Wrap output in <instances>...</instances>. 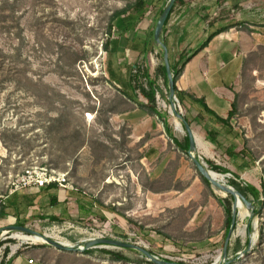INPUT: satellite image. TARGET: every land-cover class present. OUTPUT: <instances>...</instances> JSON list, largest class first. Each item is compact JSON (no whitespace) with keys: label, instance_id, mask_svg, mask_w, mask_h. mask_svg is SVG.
Masks as SVG:
<instances>
[{"label":"rangeland","instance_id":"1","mask_svg":"<svg viewBox=\"0 0 264 264\" xmlns=\"http://www.w3.org/2000/svg\"><path fill=\"white\" fill-rule=\"evenodd\" d=\"M146 1L148 9L157 12L164 3ZM184 1L192 23L208 16L200 26L191 27L186 47L206 38L210 20L218 25L233 18L245 28V23L264 28V0ZM132 2L0 0V195L29 168L66 172L74 188L94 195L109 212L98 211L96 221L87 222L83 229L66 224L51 230L36 224L27 228L69 246L90 238L116 239L179 264H264V205L255 217L243 206L238 209L230 243L237 237L245 243L246 218L251 216L243 249L247 251L236 253L237 258L231 252L223 257L225 214L215 197L227 194L203 183L187 152L177 149L172 140L167 139L166 147L159 150L156 164L149 159L153 136L148 133L141 140L132 136L134 123L125 113L137 109L149 113L129 104L109 80L105 51L106 43L117 34L113 13ZM163 92L164 101L158 99L157 109L182 142L184 129L171 114L164 88ZM237 100L241 103L238 115L248 120L244 129L239 127L247 135L243 142L250 154L248 162L257 168L242 175L255 182L264 201V46L248 55ZM178 110L186 117L182 108ZM214 158V164L231 167L224 153L218 151ZM199 161L207 166L205 160ZM228 174L216 178L227 184L233 178ZM4 223L0 221V228ZM99 249L119 251L128 261H113ZM92 250L91 254L61 251L15 231L0 237V263L5 264L11 256V264L149 261L132 249Z\"/></svg>","mask_w":264,"mask_h":264},{"label":"crops","instance_id":"2","mask_svg":"<svg viewBox=\"0 0 264 264\" xmlns=\"http://www.w3.org/2000/svg\"><path fill=\"white\" fill-rule=\"evenodd\" d=\"M188 10L187 5L178 7L166 28L164 40L168 58L172 63L176 61L177 54L182 50L188 52L205 40L186 47L190 43L188 37L191 27L200 26L198 21L192 23L189 15L185 16V12ZM156 14V8L148 9L145 15L127 30L124 29L125 24L122 23L124 20L120 19L117 34L107 42L109 56L107 70L110 81L119 89L118 91H123L127 97L121 96L137 108L147 105V100L134 88L131 74L135 65L141 63L147 74L151 78L154 76L158 64L155 56L157 49L147 53H145V49L148 45L147 39L157 21H155ZM244 26L246 28L241 25L234 26L213 37L204 49L185 64L175 85L181 100V104L178 101V107L184 110L186 117L183 115L182 117L189 122L195 139V156L200 160L214 162L216 152L224 153L230 159L231 167L220 166L229 170V174L234 179L236 176L242 183L255 187V182L246 181L242 175V172L244 174L253 172L257 168L248 162L250 154L247 147V151L244 153L245 157L240 153L244 148L243 138H247L240 128L244 129L248 120L242 119L238 115L241 103L238 102L237 95L241 87L243 66L248 55L252 54L257 46H264V28L255 29L253 25L247 23ZM157 83L163 90L162 79H158ZM159 100L164 101L160 96ZM201 102L220 118L225 119L230 115L229 124L223 126L207 116ZM158 111L165 120L166 128L157 116L154 117L155 120L141 109L125 113L128 119L134 123L132 136L135 139L141 140L148 133L153 136L149 141V145L151 144L149 159L155 161L156 164L159 150L163 151L166 147L167 139L175 142L177 149L183 152L180 147H183L185 137L184 134L181 138L182 142H180V138H175L168 120L162 111ZM211 131L216 132L217 143L213 144L209 141L208 133ZM159 145H162V148L159 149ZM228 152H230V156L227 154ZM156 164L154 163L155 167H157ZM238 174L240 176L237 177ZM0 206L6 215L4 219L0 220L5 222L4 227L23 223L24 226L36 224L45 230H51L55 226H65V224L76 229H83L84 225H88L87 222L96 221L94 218L98 211L103 215L109 212L108 208L104 207L94 195L76 187L64 189L53 184L42 188H26L10 195L7 193L0 195ZM21 259L19 258V260Z\"/></svg>","mask_w":264,"mask_h":264},{"label":"trees","instance_id":"3","mask_svg":"<svg viewBox=\"0 0 264 264\" xmlns=\"http://www.w3.org/2000/svg\"><path fill=\"white\" fill-rule=\"evenodd\" d=\"M162 1L164 2L163 6H162V8H160V10H158V12L156 14L155 21L158 19L163 8L165 7L166 3L168 2V0H162ZM186 5H187V3L184 0H175L173 7L171 9V12L168 15V17L164 23L163 31H162V35H161V40L165 46H166V43L164 40V35L166 33V28H167L168 23L172 19V16H173L174 12L176 11V9L178 7H182V6H186ZM147 11H148V5H147L146 0H133V2L127 4V6L125 8L118 10V11H115L111 17V20H112V23L116 21V23H117L116 25L118 28L120 26V24H119L120 19L122 17H124L125 15H127L126 18H122V20H124V22H122V23L125 24L124 29L127 30L129 27L134 26L145 15V13ZM188 13H189V10L187 12H185V16L188 15ZM206 16L198 18L197 21L199 23L205 22V20L208 17V16L207 17ZM182 18H183V16L181 17V20H182ZM216 21L217 20H210L207 22L206 38L196 48L190 49L188 52L185 50H182L180 53L177 54L176 61L174 63H172L171 59L168 58L169 66H170V70H171L173 82H174L175 97L178 99L180 104H181L180 95L177 91L175 83H176L179 75L181 74L185 64L194 55H196L199 51L204 49L209 44V42L213 39V37H215L216 35H218L222 32L228 31L230 28L237 26L239 23L233 18L221 20V22L219 21L220 23L218 25L216 24ZM111 29H112V27H110L109 32ZM147 40H148V45L145 49V53H147L149 51L153 52L154 49H157V53L155 56L158 60V64L155 68L154 76H153V78H151L147 74L145 67L143 65H141V63H139V64H136L134 69H133V73L131 74V81L133 83L134 88L137 89L139 91V93L147 100V105H144L141 107L143 109H145L149 114H153V115L157 116L159 118V120L162 121V123L165 125V128H166L167 126L165 124V120L162 118L161 114L159 113V111L157 109V100H156V94H159L160 97H164V92L157 83L158 79H162L164 90L168 94L167 76H166V70H165V66H164V62H163V51H162V48L160 46L156 45L155 42L153 41V29L150 32V35H149ZM105 49H106L105 51L107 52V43H106ZM109 80H110V77H109ZM119 93H120V95L127 97L123 91H119ZM201 104H202V108H203L204 113L207 116H209L210 118L214 119L215 122H217L223 126H227L229 124L230 115L227 116L225 119L220 118L213 111H211L207 106H205V104L203 102H201ZM185 120L187 121V119H185ZM182 127H183V125H182ZM183 129H184V127H183ZM184 132H185L184 144H183V147H180V146L179 147L182 149L183 152L184 151L186 152L188 150V147H189V142H188V135H187L185 129H184ZM216 135H217L216 132H213V131L208 133V139L213 144L217 143V141H216L217 136ZM246 151H247L246 147L244 146V148L240 151V153L243 154V157L246 156L244 154ZM229 153L230 152H228L227 154L230 156ZM204 162L207 164L209 169H211L212 171H214L216 173H219V174L230 173L225 168L218 166L211 161L205 160ZM200 178L203 181V183H205L207 186H210V183L205 178H203L202 176H200ZM227 184L232 186L233 188H235L237 191H239L245 197V199H247L248 201H250L253 204L252 217H255L256 215L259 214V210L264 205V201H260V192L258 191L257 188H255L254 186H252L250 184L242 183L241 181H239L236 178V176H235V179L234 178L228 179ZM215 198H216L217 202L219 203V205L222 207L224 214H225V229H224V233H223V237H222V241L224 244V240H225L227 231L231 225V220H232L233 197L231 195H227L225 198H219V197H215ZM5 217H6V215L3 212L2 206H0V220L4 219ZM251 219H252L251 216L246 218V224H247L246 233L247 234H246L245 243H242L241 238L237 237L234 240L233 244H231L229 242V244L227 246V254L228 253L230 254V252H231V254L234 258H237L236 253L242 251L245 248V245L248 241V235H249L250 230H251ZM236 221H237V217H236L233 229H235V227H236ZM16 225L24 226L23 223H18ZM94 251L95 250L89 249V250H85L84 253L85 254H91ZM98 251L103 255H108L110 257V259L113 261H128V258L123 253H121L119 251L106 250V249H99ZM138 254L142 257V259H144V260L146 259V257H144L139 252H138ZM5 255H8V251L5 252ZM12 260H13V256L10 257L7 264H11ZM124 263H126V262H124ZM146 263L147 264H153L150 261H148ZM234 263L235 262H233V264ZM247 263L248 262H246L245 264H247ZM0 264H5V263L1 262ZM180 264H182V263H180ZM242 264H244V263H242Z\"/></svg>","mask_w":264,"mask_h":264},{"label":"water","instance_id":"4","mask_svg":"<svg viewBox=\"0 0 264 264\" xmlns=\"http://www.w3.org/2000/svg\"><path fill=\"white\" fill-rule=\"evenodd\" d=\"M174 2L175 0H168L160 16L158 17L155 23L154 29H153V40L156 45L162 48V51H163V62H164L165 70H166V76H167L168 101L170 103L171 114L174 116L175 119L181 122V124L183 125L188 135L189 147L187 150V154L193 166L195 167L196 171L200 174V176L205 178L213 187L233 197L232 220H231V225L227 231V234L224 240V246H223V252H222L223 257H225L227 255V246L230 242V239L233 233V227L235 224V220H236V217L238 216V209L243 206L248 212V214H252L253 204L247 199H245V197L235 188H233L232 186L226 183H223L221 179L214 177L213 174L215 175H219V174L214 173L213 171L207 169V166L203 164L201 161H199V159L195 156V153H196L195 139H194L193 133L190 129L188 122L182 117L180 111L178 110V105H177L178 100L175 97L174 82H173V77H172V73H171L169 61H168V50L161 40L164 23L168 15L171 12ZM13 231L25 233L30 236L40 237L43 239V243H45L46 245L52 248H55L61 251L83 252L85 250L94 249V248L132 249L142 254L144 257H146L147 260H149L153 264H179L176 262H170V261L159 259L153 256L152 254H150L144 248L129 244L127 242H122L116 239H111V238H90V239H87L85 242H83L81 245L69 246V245L64 244L63 242L54 240L53 238H51L50 236L46 234H40L39 232L35 230L27 228L26 226H18V225H9V226L0 228V237L10 232H13ZM246 251L247 249L241 251L240 254H244Z\"/></svg>","mask_w":264,"mask_h":264},{"label":"built area","instance_id":"5","mask_svg":"<svg viewBox=\"0 0 264 264\" xmlns=\"http://www.w3.org/2000/svg\"><path fill=\"white\" fill-rule=\"evenodd\" d=\"M156 97L158 100L159 95L157 94ZM228 175L232 177L231 174ZM52 184L64 189L74 188L68 177V173L59 172L54 169H47L44 167H32L27 169L21 174V176L10 183V185L8 186L7 194L10 195L17 191L30 187L42 188ZM29 262L32 263V260H30Z\"/></svg>","mask_w":264,"mask_h":264},{"label":"bare ground","instance_id":"6","mask_svg":"<svg viewBox=\"0 0 264 264\" xmlns=\"http://www.w3.org/2000/svg\"><path fill=\"white\" fill-rule=\"evenodd\" d=\"M213 176L214 177H218L217 175H215V174H213ZM30 236V235H29ZM32 237H37V236H32ZM8 238H12V236H7V239ZM37 238H39L40 240H41V242L43 243V239L42 238H40V237H37ZM25 239V238H24ZM29 240H31L30 238H28ZM27 240V239H26ZM64 244H66V245H69L67 242H63Z\"/></svg>","mask_w":264,"mask_h":264}]
</instances>
